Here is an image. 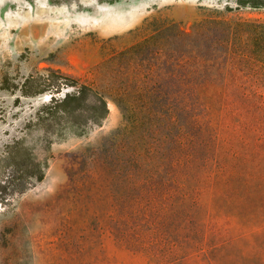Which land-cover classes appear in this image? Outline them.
Returning <instances> with one entry per match:
<instances>
[{
  "label": "rangeland",
  "instance_id": "obj_1",
  "mask_svg": "<svg viewBox=\"0 0 264 264\" xmlns=\"http://www.w3.org/2000/svg\"><path fill=\"white\" fill-rule=\"evenodd\" d=\"M246 1L250 6H238L236 0H0V264H160L120 245L112 235L113 164L123 168L120 153L128 144L144 169L159 168V142H164L162 153L167 154L179 133L182 147L186 90L182 77L192 50L221 69L220 76L197 89L208 120L220 134L221 157L231 163L245 160L241 143H247L246 168L232 164L226 169L254 172L249 186L242 187L250 188V197H231L227 201L231 221L220 222L232 244L217 249L203 245L175 264H264V165H257V160H264V109L242 110L227 98L243 91L264 93V59L258 61L256 45L249 42L256 49L248 53L256 73L245 71L255 75L253 79L239 70L237 58L228 56L229 46L235 47L238 24L264 26V0ZM204 21L205 27L194 33V25ZM210 21L222 25L215 27ZM169 23L176 31L160 33ZM156 34L155 45L125 53ZM241 39L246 41L247 36ZM47 69H59L97 89L106 97L110 114L82 136L66 129L53 134L46 149L42 131L26 126L31 107L45 101L46 95L22 98L17 107L16 96L2 86L5 79L18 84ZM158 93L163 97L149 105L162 115V134L151 132L156 129L151 122H145V135L130 133L146 109L143 98ZM230 116L243 117L252 129L228 126ZM18 140L24 141L30 163L47 164L42 181L25 175L37 173L31 165L26 169L7 159L10 145ZM106 149L118 152L115 162ZM233 151L240 156L231 157ZM176 163L183 168L181 151ZM169 167L170 159L164 156L159 169ZM216 187L223 194L231 186L221 181Z\"/></svg>",
  "mask_w": 264,
  "mask_h": 264
},
{
  "label": "trees",
  "instance_id": "obj_2",
  "mask_svg": "<svg viewBox=\"0 0 264 264\" xmlns=\"http://www.w3.org/2000/svg\"><path fill=\"white\" fill-rule=\"evenodd\" d=\"M236 3L238 6H250V2L246 0H236ZM210 24L215 27L222 25L219 21H210ZM204 27L205 21L198 22L194 25L193 32L198 33ZM163 30L172 34L176 31V25L169 23L159 32L163 33ZM235 31V47L229 46L228 56L237 58L239 70L249 78L252 73L245 71L255 70L248 53L257 48L260 58L258 61L262 63L264 59V26L241 23L236 26ZM158 34L125 53L131 55L143 46L155 45ZM231 34H234V29H231ZM244 35L247 36L246 41L241 39ZM249 42H253L256 48H250ZM212 61L195 50L189 51L185 58L182 77L186 86L182 147L178 141L179 133H175L171 139L172 146L167 154L165 151L162 153L163 141L156 147L159 155L156 162L158 167H161L163 157L166 156L170 159V169H144L132 144H128L120 153L125 163L123 168L116 169L118 165L113 164L115 218L110 226L112 235L120 245L135 252L145 253L155 263L175 264L184 258L187 252L198 250L203 245L217 249L232 244V240L223 235L225 229L220 224L222 219L228 222L232 218L233 213L228 208L227 201L236 195L250 197V188L242 187L249 186L248 179L254 170L226 169L232 164L233 168H246L249 156L247 143H241L245 160L231 163L221 157L220 134L208 120L197 92L201 84L214 81L216 76H220L221 69ZM176 66L174 62V68ZM254 77L255 75L252 79ZM260 79L262 78L256 76V80ZM2 89L16 96L14 105L17 107L22 98L34 99L46 95L45 101L31 107L33 112L26 125L28 128L35 127L42 131V142L46 149L51 144L53 134H59L66 129L74 135L82 136L89 128L101 126L110 114L108 101L101 92L90 85L80 83L59 69H47L44 73L38 71L28 75L18 84L5 79ZM140 96L143 98V95ZM153 96L150 94L148 100L143 98L146 109L139 115L140 124L134 125V130H130V133L145 135L148 133L145 122H151L156 129L149 131L156 135L162 134V115L153 113L149 104L151 100L158 101L163 95L158 93L154 98ZM227 96L229 104L232 103L239 109H264L262 92L243 91ZM230 117L232 120L231 123L228 122V126H234L240 131L252 129L243 117ZM253 117L258 118L257 113L253 112ZM171 134L172 131L168 133L169 136ZM180 151L183 157L182 169H179L176 163ZM27 152L24 141H15L7 151V159L17 166H25L26 169L31 165L33 169L38 170L37 173L25 175L42 181L47 164L34 160L30 163ZM116 153L106 149V155L112 162L116 161L118 152ZM234 154L238 158L241 153L233 151L231 157H234ZM257 165H264V160H257ZM221 181L231 186L228 193L216 192V185ZM258 186L260 187V184Z\"/></svg>",
  "mask_w": 264,
  "mask_h": 264
}]
</instances>
